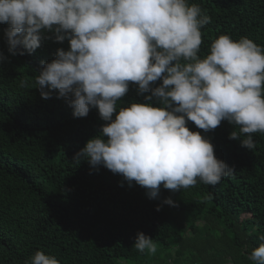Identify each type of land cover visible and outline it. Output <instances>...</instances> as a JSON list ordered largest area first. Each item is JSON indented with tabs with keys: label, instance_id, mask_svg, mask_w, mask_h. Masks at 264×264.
I'll return each instance as SVG.
<instances>
[{
	"label": "trees",
	"instance_id": "1",
	"mask_svg": "<svg viewBox=\"0 0 264 264\" xmlns=\"http://www.w3.org/2000/svg\"><path fill=\"white\" fill-rule=\"evenodd\" d=\"M188 3L210 17L201 28V58L221 35L246 37L264 48V0ZM7 27L0 24V53L8 57L0 64V264H31L37 251L59 264H255L251 252L264 243V133L251 134L255 147L248 151L229 139L233 131L246 138L239 126L222 121L205 133L187 121L232 172L214 186L197 178L195 186L173 192L161 184L159 198L149 199L135 181L129 187L121 174L93 168L87 157L80 164L73 160L107 123L97 109L74 118L63 99L41 98V61L55 59L58 48L69 50L68 40L46 39L31 55L11 56ZM137 88L130 82L118 109L131 103L159 106ZM167 198L176 206L163 204ZM138 232L153 239L154 254L134 247Z\"/></svg>",
	"mask_w": 264,
	"mask_h": 264
},
{
	"label": "clouds",
	"instance_id": "2",
	"mask_svg": "<svg viewBox=\"0 0 264 264\" xmlns=\"http://www.w3.org/2000/svg\"><path fill=\"white\" fill-rule=\"evenodd\" d=\"M209 22L188 0H0L11 56L31 55L46 39L68 40L69 50L58 48L55 59L41 61V98L63 99L74 118L95 108L107 122L73 160L80 164L87 157L91 167L121 174L129 187L135 181L149 199L159 198L161 184L173 192L195 186L197 178L214 186L232 172L187 121L205 133L222 121L239 126L246 138L233 131L229 139L248 151L255 147L251 134L264 133V48L246 37L221 35L201 58V28ZM5 62L8 57L0 53V64ZM130 82L138 85V95L150 93L145 101L155 99L159 106L131 103L118 109ZM162 203L176 206L171 198ZM134 247L156 252L143 232ZM250 259L264 264V243ZM31 264L59 261L37 251Z\"/></svg>",
	"mask_w": 264,
	"mask_h": 264
},
{
	"label": "rangeland",
	"instance_id": "3",
	"mask_svg": "<svg viewBox=\"0 0 264 264\" xmlns=\"http://www.w3.org/2000/svg\"><path fill=\"white\" fill-rule=\"evenodd\" d=\"M198 225H202V221L197 223Z\"/></svg>",
	"mask_w": 264,
	"mask_h": 264
}]
</instances>
